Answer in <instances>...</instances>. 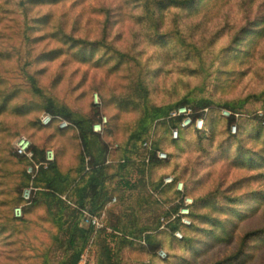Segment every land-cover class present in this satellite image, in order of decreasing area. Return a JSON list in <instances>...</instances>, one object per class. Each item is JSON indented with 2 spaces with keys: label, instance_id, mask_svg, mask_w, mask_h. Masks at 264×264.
Wrapping results in <instances>:
<instances>
[{
  "label": "rangeland",
  "instance_id": "374dc122",
  "mask_svg": "<svg viewBox=\"0 0 264 264\" xmlns=\"http://www.w3.org/2000/svg\"><path fill=\"white\" fill-rule=\"evenodd\" d=\"M17 1L0 0V94L7 86L19 91L8 103L10 109L0 115V264H58L59 256L62 258L50 250L56 226L47 219L46 210L38 205L25 213L22 207V215L16 216L15 207L23 205L7 201L15 196L24 167L14 158L17 139L27 136L34 145L53 149L64 170L76 165L82 148L73 121L63 118L75 128L66 132L35 123L50 113L31 106L42 98L32 94L25 69L36 77L43 93L59 103L96 119L111 118L112 134L107 135L106 126L101 134L111 160L138 118L134 106H120L118 95L126 93L139 73L150 83L154 104L179 102L188 95L189 103L184 106L193 111L202 107L199 100L207 99V107L239 114L230 127L243 122V136L252 127L250 119L256 117L264 125V0H214L200 13L178 12L177 21L173 11L164 15L157 29L142 20L144 8L138 0L37 2L27 11ZM206 1L200 0L198 11ZM250 21V26L257 24L255 36L242 32ZM159 36L168 38V44L161 43ZM116 50L128 53L131 59L126 61ZM84 53L87 58H79ZM19 104H30L31 110L18 111ZM227 128L228 122L222 121L214 135L210 130L203 133L207 140L199 138V133L188 135L180 144L163 139L161 150L170 160L146 172L136 188L120 189L119 195L127 197L132 208L131 222L140 228L148 225L146 231L152 235L149 242L140 240L137 232L134 244L121 250L122 264H214L238 253L250 231L257 235L247 241L241 257L224 264H264V199L259 194H264V169L237 162L242 144L228 140ZM243 144L264 152L261 141L248 139ZM169 175L179 176L186 184L191 193L186 196L197 204L196 213L208 215L207 221L197 217V228L173 230L180 197L174 199L172 189L155 190ZM228 196L235 201L229 203ZM31 202L32 194L24 204ZM118 202L119 198L112 200L109 213L106 208L100 217L108 231L122 216ZM213 217L223 222L229 234L223 231L222 235V228L211 224ZM176 231L182 238H176ZM96 259L92 238L80 264H96Z\"/></svg>",
  "mask_w": 264,
  "mask_h": 264
},
{
  "label": "trees",
  "instance_id": "16d2710c",
  "mask_svg": "<svg viewBox=\"0 0 264 264\" xmlns=\"http://www.w3.org/2000/svg\"><path fill=\"white\" fill-rule=\"evenodd\" d=\"M57 1L60 0H18L15 4L19 7H23L24 10L27 11L29 5L32 6L34 3ZM138 1L139 6L144 8L142 20L145 19L151 28L157 29L160 28L161 23H163L162 19L166 13L176 11L175 21H177L178 12L180 13L181 11L187 10L188 12H193V14H196V12L200 13L208 8L214 0H207L205 3L201 4L199 11L197 5L200 3V0ZM27 4L28 6H26ZM110 21L111 20L108 19L107 23ZM107 23L106 25L108 26ZM251 23H253V21L248 23V28L243 27L242 32L244 34L251 33V35L255 36L258 33L255 30L257 24L254 22V24L250 26ZM157 39L164 44H168L169 41V39L164 36H159ZM104 44H106V42H104ZM251 51L253 50L248 49L249 53ZM116 52L122 58H127L126 61L131 59L126 52H121L119 50H116ZM79 58L85 59L87 58V54L84 53L83 56H79ZM26 71L25 69L24 76L29 77V83L34 88L32 94L42 98V102L35 101L31 106H38V108L45 109L50 115L54 116L52 123L48 125H44L40 118H38L35 123L40 128H55L60 132H66V130H75V128L73 126L65 129L60 128V119L55 116L73 121L76 124V136L80 140V146L82 148L78 152L77 163L74 167L64 170L59 161L60 159L57 154H55V160L47 166L41 165L34 178L27 172V168L33 160L36 162L45 161V148L32 144L33 160L18 153L14 155L15 161L20 165H24V167L20 169V180L14 188L15 196L10 197L7 201H10L11 204L14 205L22 204L25 213L32 209V207L38 205L46 210L47 219L56 226V233L53 235V242L50 250L53 254L60 253L62 255V258L59 256L58 264H80L83 252L92 238L97 247L96 264H122L121 250L128 244H134L132 240L137 237L135 236L137 232L140 233L138 236L140 240L144 239L149 242L152 235L146 231L148 230V225H143L140 228L137 222H131L130 212H132V208L127 205V201L125 200L127 197H123L122 199L119 195L120 189L129 190L136 188L139 183L144 181L143 177L146 178V172L170 160V157L165 160L159 159L155 152L162 149L161 142L163 139L180 144L186 141V137L192 133L202 134L198 136L201 139L207 140L208 138V136H203V133L198 132L194 126L184 129L181 128L180 135L177 139L172 136L171 128L180 126V119L170 118V112L178 106L189 103L187 97L190 98V96L187 95L182 101L171 104H154L151 99V89L148 79L142 76L141 73L134 76L132 82L126 88V93L119 94L118 97L121 103L120 106H134L138 113V118L132 126L126 140L119 144L117 148V157L111 160L109 158V145L101 135L103 132H96L93 129V125L101 121L102 116L96 119L93 115L76 112L66 104L59 103L54 97L43 93L38 85L36 77L28 74ZM16 88L17 87L14 86H7V91L0 94V100L2 101L0 104V115L9 110L8 103L18 97L19 91L16 90ZM208 102L209 100L207 99L199 100L198 104L202 107L194 109L193 116L196 118L202 115L204 107L208 108L205 122L208 131L210 130L213 135L217 132L218 126L222 121L228 122V140L234 139L237 142L240 141V144H242V147L239 149L241 152L237 156V162L241 165L264 169V152L252 151L247 149L243 144V142L248 141V139L254 140V142L261 141L264 144V125L257 123V119L254 117L250 119L252 120V127L246 136L242 135L244 131L243 122H238L237 133H232L230 124L235 120V115L225 117L220 108L216 109L205 106ZM105 103H107V101H105ZM229 104L230 103H227L226 105ZM29 105L30 104H19L16 109L18 111H25L26 108L27 110H31ZM95 106L98 107V105ZM96 113L99 114L97 111ZM107 119L104 127L106 126L105 130H107V135H110L112 134L111 129H113V124L111 118L107 117ZM241 119L244 120L242 117ZM114 126L116 127V124H114ZM155 134L157 136L156 138H154ZM149 140L153 142V150H149L145 145ZM7 152L9 153V151ZM250 154L251 156L248 157L247 155ZM227 155L230 154L228 153ZM148 156H150L149 160H147ZM261 175L264 176V172ZM164 178L157 183L155 190L160 188L161 191L172 189L175 193L174 199L180 197L182 194L176 189V182L181 180L180 177L175 176L176 182L167 185H164ZM30 187H33L32 202L29 205H25L24 203L26 200L23 198V192ZM183 194L191 195L186 184ZM259 194L262 195L260 200L264 199L263 192H259ZM114 198H119V204L116 205L118 209L121 210L122 216L119 217L117 223H115L113 227H110L111 231H108V225H104V227L99 229H96L91 223L86 224V227L81 225L83 209H87L93 216L102 217V212L107 208L109 203H112ZM227 199L229 203L235 201V198L230 196H228ZM196 205L195 203L191 207L192 224L185 225L176 219L172 222L173 230L182 229L186 231L197 228V226L194 227L197 217L201 218L200 221H207V219H209L207 214L196 213ZM178 208L179 206H177L174 211H178ZM231 209L237 212L234 206H232ZM107 210L109 213L110 208H107ZM159 219L160 217H158V220ZM210 220L215 228H222L221 231L223 235V231H226L225 228H227H224L223 222L217 217H213ZM144 232L145 234L143 235ZM226 232L229 234L228 231ZM185 235V240H188V235ZM256 235L257 233L254 231L247 232L241 241L240 251L238 253L214 264H224L229 263L230 260L234 261L239 259L247 241L253 239ZM217 237H219L220 240L223 239V236L218 235Z\"/></svg>",
  "mask_w": 264,
  "mask_h": 264
},
{
  "label": "built area",
  "instance_id": "2783aa9c",
  "mask_svg": "<svg viewBox=\"0 0 264 264\" xmlns=\"http://www.w3.org/2000/svg\"><path fill=\"white\" fill-rule=\"evenodd\" d=\"M95 100L98 101L97 95L95 96ZM207 111H208V108H204L202 110L203 114L195 118L193 116L194 111L192 110V108H189L188 106L181 105V106H178L177 108L173 109L170 112V115H169L170 118L180 119V126L171 128V133H172L173 138L177 139L179 137L181 128L184 129V128H188L191 126H194V128L200 133L208 132V128H207L206 122H205V116H206ZM221 112L225 117L232 116V113L228 112L225 109H222ZM235 116L238 117L239 114H235ZM55 117L60 119L59 126L62 129L68 128L70 126H74L72 123L64 120L60 116H55ZM53 118H54V116H52L50 114H46V115L42 116L41 122L44 125H48V124L52 123ZM107 120H108L107 116H102L101 121L96 122L93 125V129L96 132L102 133L104 125L107 122ZM231 131H232V133H237V124H234L231 126ZM32 144H33V142L29 137L20 136L16 141L17 153L20 155H24V156L28 157L29 159L33 160L32 159L33 158ZM145 145L148 147L149 150H153L152 140L147 141L145 143ZM155 152L157 153V156L159 159H163V160L168 159V154L166 152H163L162 150H157ZM55 158H56L55 151L53 149H50V148L46 149L45 161L36 162L33 160V162L28 166L27 172L30 173L32 175V177L34 178L41 165L47 166L49 163L53 162L55 160ZM149 158H150V156H148L147 160H149ZM174 182H176V178L174 175H169V176H166L164 178V185L173 184ZM32 189H33V187H30V188L25 189L23 192V197L27 202L29 200H31ZM176 189L182 195L177 200L179 208H178V211L174 214L172 220L178 219L181 223H183L185 225H190L191 224L190 211H191V207L193 205L194 200L192 197L186 196L183 194L185 192L183 181H177L176 182ZM115 200H116V198L113 199V201H115ZM14 212H15L16 216H21L22 215V206L15 207ZM82 212H83V218H82V222H81L82 225H86V224L91 223L97 229L104 227V223L100 217L91 215L87 209H83ZM164 227L165 226L163 225L162 228H164ZM174 234L176 235V237L182 238L181 232L176 231Z\"/></svg>",
  "mask_w": 264,
  "mask_h": 264
}]
</instances>
